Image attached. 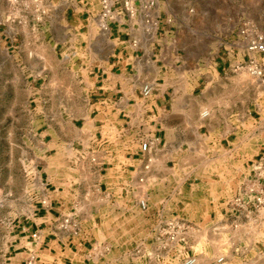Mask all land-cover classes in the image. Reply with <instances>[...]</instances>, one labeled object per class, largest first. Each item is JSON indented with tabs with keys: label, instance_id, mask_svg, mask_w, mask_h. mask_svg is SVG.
Returning a JSON list of instances; mask_svg holds the SVG:
<instances>
[{
	"label": "crops",
	"instance_id": "1",
	"mask_svg": "<svg viewBox=\"0 0 264 264\" xmlns=\"http://www.w3.org/2000/svg\"><path fill=\"white\" fill-rule=\"evenodd\" d=\"M259 3L251 0L253 7ZM44 5L47 45L61 59L68 57V72L86 91L89 107L77 130L83 188L72 191L67 187L68 176L62 174L65 166L55 160L62 142L58 145L50 137L49 146L43 143L44 151L54 150L55 158L44 156L38 172L42 185L38 202L25 214L0 216V264H24L31 255L38 264H140L127 241L110 239L119 226H104L101 221L114 213L110 203L120 207L119 215L139 210L149 216L135 246L150 241L159 216L212 221L223 212V201L235 192L251 162L264 151V101L246 113L242 105L234 109L231 100L224 108L216 107L222 96L216 93L218 87H224L229 96L232 90L235 95L243 90L234 68L248 60L238 35L241 22L247 19L224 33L227 40L222 49L205 74L196 78L195 57L186 70L189 57L181 47V37L195 36L191 25L182 23L180 17L184 8L194 6L192 0H159L150 35L144 34L140 12L133 17L115 16L105 22L103 30L98 0H44ZM171 7L183 9L177 14ZM23 17L30 15L18 19ZM247 21L264 35V14L262 23L255 16ZM257 58L264 67V55ZM145 85L152 88L148 98L141 93ZM198 137L211 156L206 171L211 178L206 176L204 184L207 194L199 198L192 191L203 173L201 166L188 153L182 154L185 146H195ZM146 139L153 144L149 153H142L140 143ZM147 159L152 161L150 170L143 172ZM140 177L146 181L143 186L137 183ZM139 187L145 189V212L137 204ZM43 199L45 205L40 203ZM68 216L79 222L78 235L59 228ZM246 240L251 244L245 251L223 248L225 264H264V232L250 234ZM207 248L202 245L199 264H213V251Z\"/></svg>",
	"mask_w": 264,
	"mask_h": 264
},
{
	"label": "rangeland",
	"instance_id": "2",
	"mask_svg": "<svg viewBox=\"0 0 264 264\" xmlns=\"http://www.w3.org/2000/svg\"><path fill=\"white\" fill-rule=\"evenodd\" d=\"M192 1L194 6L184 8L186 11L180 17L182 23L191 25L195 36L181 37V47L186 52V59L189 57L185 61L186 70L193 65L192 56L195 57L197 78L205 74L207 65L222 49L227 40L224 38L226 31L243 19L250 20L252 16L262 23L264 0H259L258 8L251 5V0ZM171 9L178 14L183 8ZM45 13L43 2L0 0V216L2 214L12 218L25 214L38 202L37 193L42 188L38 172L44 156L55 158L54 150L44 151L43 143L49 146L50 137L57 140L58 145L62 142L63 147L57 150L55 160L65 166L62 174L68 176L67 187L72 191L83 188L81 176L84 167L77 160V152L81 150L77 130L82 122L81 117L89 107L86 91L68 72L65 62L68 57L63 56L64 59H61L59 52L55 53L53 47L47 45L43 35L49 29L44 21ZM27 15L30 18L18 19ZM247 20L241 22V26L250 23ZM238 73L242 92L235 95L232 90L229 96L224 87H218L216 93L222 95V99L216 102L218 109L224 108L225 102L231 100L234 109L237 107L239 110L242 105L246 113L264 101V84L245 69ZM49 132L53 134L44 135ZM196 141L195 146L189 149L185 146L182 154L188 153L189 158L201 166L203 173L194 182L197 185L192 191L199 198L202 193L205 196L207 194L204 192V184L206 176L210 177L206 171L209 170L211 156L206 143L199 137ZM212 179L217 181L218 178ZM65 187L61 186L63 189ZM113 204L108 206L114 209L115 214L101 221L105 223L104 226H119L115 232H111V240L127 241L131 244L127 248H134L135 238L143 237V228L150 218L139 210L137 214L119 215L120 207ZM149 224L152 225V222ZM124 227L126 230H121ZM207 249L212 251L211 248Z\"/></svg>",
	"mask_w": 264,
	"mask_h": 264
},
{
	"label": "built area",
	"instance_id": "3",
	"mask_svg": "<svg viewBox=\"0 0 264 264\" xmlns=\"http://www.w3.org/2000/svg\"><path fill=\"white\" fill-rule=\"evenodd\" d=\"M33 3H44V0H31ZM159 0H98L100 5V24L106 30L105 22L115 16L126 13L133 17L140 12L143 18L144 34L150 35L151 26L157 17ZM117 8V11L115 10ZM239 37L244 43L248 60L238 64L234 69H242L264 84V67L257 56L264 55V35L253 29L251 23L239 28ZM152 88L145 85L142 97L148 98ZM206 117L204 113L202 115ZM153 141L146 139L140 143L142 153H149ZM92 161H95L92 159ZM151 159L146 160L143 172L150 170ZM144 177L137 180L139 185H145ZM137 204L141 211L148 210L145 189L138 188ZM46 199L40 201L45 205ZM223 212L217 219L208 222H192L177 216H159L152 230L150 241H141L133 249V254L140 264H199L202 256V245L211 248L214 255L213 264H225L226 253L223 248L246 250L251 241L246 240L250 234L264 232V151L249 165L235 192L223 201ZM59 228L73 235L80 233L79 222L71 216L60 221ZM255 244V243H254ZM264 256L263 254H261ZM24 264H38L34 256H30Z\"/></svg>",
	"mask_w": 264,
	"mask_h": 264
}]
</instances>
